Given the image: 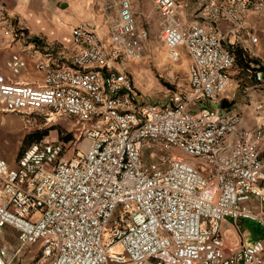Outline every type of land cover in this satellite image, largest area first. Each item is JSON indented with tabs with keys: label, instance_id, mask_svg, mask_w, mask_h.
<instances>
[{
	"label": "built area",
	"instance_id": "2783aa9c",
	"mask_svg": "<svg viewBox=\"0 0 264 264\" xmlns=\"http://www.w3.org/2000/svg\"><path fill=\"white\" fill-rule=\"evenodd\" d=\"M151 2L169 60L178 62L182 50L189 58L186 91L166 103L142 99L128 76L148 41L130 0L118 1L108 44L91 23L76 24L70 66L37 64L40 85L0 73V112L27 124H75L67 145L33 142L14 166L0 156V236L12 229L18 244L12 254L0 248V264H20L21 250L35 244L36 264H264V238L241 240L235 250L222 238L227 221L264 228V128L240 130L229 145L240 116L213 106L235 64L219 24L231 23L237 36L253 15L264 33V0H195L189 23L175 0ZM23 66L17 56L9 63L14 74ZM254 78L262 83V72ZM151 144L166 155L144 166L141 151ZM116 245L122 251L109 252Z\"/></svg>",
	"mask_w": 264,
	"mask_h": 264
},
{
	"label": "crops",
	"instance_id": "0c3cea01",
	"mask_svg": "<svg viewBox=\"0 0 264 264\" xmlns=\"http://www.w3.org/2000/svg\"><path fill=\"white\" fill-rule=\"evenodd\" d=\"M118 1L0 0V73L9 82L38 86L43 81V73L36 69L37 64L50 62L53 67H69L71 58L77 51L72 44L70 33L76 24L83 21L94 20L98 34L105 44H108L110 27L117 20ZM175 1L178 4L179 19L186 23L194 21L197 9L195 0H192L194 4L190 0ZM130 2L135 22L138 27L147 30L149 40V36L155 33L157 24L161 27L160 15L151 0ZM106 7L111 9V14H106ZM247 24L249 29L241 31L237 36L230 33L231 23L219 24V29L227 34L225 45L234 54L235 64L229 72V87L220 96L219 102L213 106L236 112L240 116L236 131L228 137L229 145L240 130L255 129L264 124V33L258 27L256 16L251 15L247 19ZM252 35L258 37L255 44L250 41ZM159 41L163 46L160 39ZM183 54L187 56L182 50L181 58ZM13 56L19 57L24 63L16 74L9 67ZM127 67L132 69L129 64ZM258 70L263 74L262 83L254 78V73ZM23 120L22 116L0 112V156L10 166L15 165L18 157L15 146L18 128L23 126ZM261 158L264 159V146ZM239 222L237 228L232 227L230 221L222 226V238L229 250H235L241 240L245 241L242 233V238L237 235V230L240 233L242 228ZM258 227L263 230L259 232L262 234L260 238H264V228ZM5 233L11 234L12 242L11 245H2L0 248L6 247L12 254L17 248L16 232L6 229L3 235ZM230 233L235 237V241L228 238ZM40 257L41 245L35 244L22 249L16 261L20 264H36Z\"/></svg>",
	"mask_w": 264,
	"mask_h": 264
},
{
	"label": "rangeland",
	"instance_id": "374dc122",
	"mask_svg": "<svg viewBox=\"0 0 264 264\" xmlns=\"http://www.w3.org/2000/svg\"><path fill=\"white\" fill-rule=\"evenodd\" d=\"M190 1L192 4H194L192 0ZM105 11L106 14L112 13L111 9L108 7H106ZM83 22H89L95 28L97 27L94 20H87ZM160 29V25L157 24L155 33L149 36V40L146 43V49L142 58L138 61H132L128 63L130 66H132V69H128L127 67V71L128 76L133 82L135 90L142 99L148 102L166 103L172 93L186 91L187 66L189 64V58L183 54L180 61L176 63L171 62L167 57L166 50L159 41L158 34ZM22 122L23 126H18L19 128L17 132V143L15 146L17 156H19L30 145H22L24 139H29L30 136L35 137L46 134L41 139V141L61 142L66 145L68 142H64L60 138L70 136L69 138L73 139V129L75 124L70 119L56 118L55 121L49 124L41 122L38 118H36V122L33 124H27L24 120ZM260 127L264 128V124L260 125ZM141 152L143 155L144 166L150 165L151 163L158 164L159 157L166 155V153L155 148V146L152 144L145 146ZM172 154H174L177 158L186 161L187 163L194 162L193 158L184 155L179 151L175 150ZM239 224L242 228L240 233L237 230V235L241 237L242 233L246 242H250V240L261 237L262 234L259 236L250 235V228H255L256 230H259V232H263V230L260 229L255 223L251 221H240ZM102 238V244L105 246V244L110 239V231L108 229L104 230L102 233ZM228 238L232 241L236 240L232 233L228 234ZM11 242L12 238L10 233H5L4 235L0 236V246L11 245ZM121 251V246L116 245L109 252L120 253Z\"/></svg>",
	"mask_w": 264,
	"mask_h": 264
},
{
	"label": "trees",
	"instance_id": "16d2710c",
	"mask_svg": "<svg viewBox=\"0 0 264 264\" xmlns=\"http://www.w3.org/2000/svg\"><path fill=\"white\" fill-rule=\"evenodd\" d=\"M46 134H42V135H38V136H35V137H33V136H30V138L29 139H27V138H25L24 139V141H23V143H22V145L23 146H26V145H29V144H31L32 142H39V141H41V139L45 136ZM70 137V136H69ZM69 137H63V138H60L62 141H64V142H70L71 140H72V138H69ZM250 233H251V235L252 236H259L260 234H259V231L258 230H256L255 228H250Z\"/></svg>",
	"mask_w": 264,
	"mask_h": 264
}]
</instances>
